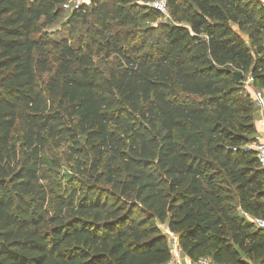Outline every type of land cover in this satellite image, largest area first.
Listing matches in <instances>:
<instances>
[{
    "label": "trees",
    "instance_id": "1",
    "mask_svg": "<svg viewBox=\"0 0 264 264\" xmlns=\"http://www.w3.org/2000/svg\"><path fill=\"white\" fill-rule=\"evenodd\" d=\"M65 1L0 0V264H165L157 222L193 261L264 264L258 106L244 89L250 78L264 93V5L166 0L173 22L148 42L124 26L156 10L83 2L72 19L95 18L92 44L112 58L101 68L83 41L44 31ZM233 25L251 26L253 49ZM63 145L74 173L57 187L45 154Z\"/></svg>",
    "mask_w": 264,
    "mask_h": 264
},
{
    "label": "rangeland",
    "instance_id": "2",
    "mask_svg": "<svg viewBox=\"0 0 264 264\" xmlns=\"http://www.w3.org/2000/svg\"><path fill=\"white\" fill-rule=\"evenodd\" d=\"M81 1L88 3L90 0ZM105 1L110 2L111 0H103V2ZM134 2L138 5H144L143 1L141 0H134ZM74 6L75 0H66L62 6V13L60 17L53 24L46 26L44 28V31H46L48 38L51 41L57 42L67 40L68 43H71L72 45H78L81 43V41H83V44H86L90 47L95 63L101 68H105L107 65L112 63V58H106L103 52H100L96 49V44H92L94 41L99 40V36L95 35V32L98 31V27L95 24V18L92 15L88 14L86 20H83L78 16V18L75 17V19H72L76 10ZM172 22L173 20L170 16V13L167 17L160 14L154 16L153 12L145 10L139 12L136 20L133 23L125 25L124 27L135 31L140 30L145 32L146 35H150L149 37H147V39L148 42H151L156 39V35L158 33L153 31L157 30L158 27L162 24H170ZM233 28L238 31V33L244 39L245 43L253 49V47L251 46V40L249 38L251 26L247 25L244 27V29H238L236 25H233ZM119 29H121V27L119 26H115L114 28V30ZM261 37L262 36H260L259 39H261ZM55 54V51L51 52L50 59H52ZM248 80L250 79L246 78L244 82H247ZM245 91L248 92V90L246 89ZM256 117L258 119L259 110H257L256 112ZM66 147V145H63L61 148L51 149L48 153L45 154L46 165L56 166V169L52 174V182L56 184L57 187L59 185L63 186L67 181L72 179L74 173L72 161L68 160ZM135 215L138 216V212H135ZM157 226L166 236L170 247H172L171 242L173 236L170 234L171 231H169V229L164 224H160L159 222H157ZM202 258H210V256H202Z\"/></svg>",
    "mask_w": 264,
    "mask_h": 264
},
{
    "label": "built area",
    "instance_id": "3",
    "mask_svg": "<svg viewBox=\"0 0 264 264\" xmlns=\"http://www.w3.org/2000/svg\"><path fill=\"white\" fill-rule=\"evenodd\" d=\"M259 1L262 3V5H264V0ZM81 3H83V1L75 0V9H78L81 6ZM143 4L151 9L156 10L162 16H169V10L166 0H150L144 2ZM244 88L251 94L252 98L257 103L259 110L256 141L250 144L248 148L254 150V152L256 153L258 164L261 168L264 169V93L253 88L251 79L247 82H244ZM170 234L173 236L171 242L172 247H170L171 256L165 264H183L184 261H186L185 264H225L214 262L211 258H200L195 261L191 260L182 252L178 243V237L172 232H170Z\"/></svg>",
    "mask_w": 264,
    "mask_h": 264
},
{
    "label": "water",
    "instance_id": "4",
    "mask_svg": "<svg viewBox=\"0 0 264 264\" xmlns=\"http://www.w3.org/2000/svg\"><path fill=\"white\" fill-rule=\"evenodd\" d=\"M233 76H234L236 81H239L241 79V77H242V74L240 72L236 71V72L233 73Z\"/></svg>",
    "mask_w": 264,
    "mask_h": 264
},
{
    "label": "crops",
    "instance_id": "5",
    "mask_svg": "<svg viewBox=\"0 0 264 264\" xmlns=\"http://www.w3.org/2000/svg\"><path fill=\"white\" fill-rule=\"evenodd\" d=\"M258 121V120H257ZM258 127V123L256 122V128ZM186 263V261H184V263L183 264H185Z\"/></svg>",
    "mask_w": 264,
    "mask_h": 264
}]
</instances>
